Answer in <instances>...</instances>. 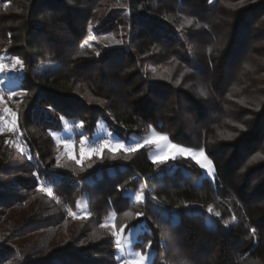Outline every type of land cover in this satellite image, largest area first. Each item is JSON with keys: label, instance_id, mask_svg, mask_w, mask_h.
<instances>
[{"label": "trees", "instance_id": "trees-1", "mask_svg": "<svg viewBox=\"0 0 264 264\" xmlns=\"http://www.w3.org/2000/svg\"><path fill=\"white\" fill-rule=\"evenodd\" d=\"M253 50L264 53V0H0V55L24 62L25 91V150L0 138V264H120L112 211L143 226L134 247L151 240L152 264H264V57L247 67ZM61 117L83 125L76 139L101 117L116 134L153 126L204 148L215 181L191 159L150 161L148 147L59 164ZM42 182L51 193L35 192ZM142 182L143 204L126 193Z\"/></svg>", "mask_w": 264, "mask_h": 264}, {"label": "rangeland", "instance_id": "rangeland-1", "mask_svg": "<svg viewBox=\"0 0 264 264\" xmlns=\"http://www.w3.org/2000/svg\"><path fill=\"white\" fill-rule=\"evenodd\" d=\"M263 57H264L263 52H261V51L258 52V50H253L252 53L249 54L248 59L246 60V63L248 65L247 67H249L251 64H253L255 66H259L258 64L260 63L261 60H263ZM12 62H13V56H9L6 54L0 55V63H4V64H7L10 66L12 64ZM19 69H20V67H19V65H17V67L14 70L8 69V70H5L4 72H0V80L5 81V83L0 84V97H2V99H0V117H3V120H0V138L6 137L7 140L12 144L13 147H15L16 149L24 151L25 147L23 146L24 144L21 140V135L19 132V125L17 123L18 108H19V105L21 102V97L25 94V91L23 90V86H22V78H21L20 74H18ZM9 91L16 93V95L9 96L8 95ZM5 108L9 109L10 112L16 113V125L12 129V131L8 130L9 124L6 122L11 121V116L4 111ZM63 126H64V128H63L62 132L55 135V138H56V155H57V159H58L59 164H64L66 161H69V160H75V161L80 160V163H82L86 159H89L92 156H94V155H92V156L81 157V154H80V149H81L80 141H81V139H84V141H85L84 147L86 149H90L91 147L98 146L99 143L107 140L109 142V147L105 148L104 150H110L113 152H117L120 150H126L127 148L132 147L136 144H141V145H143V147H141V148L148 147V158L152 162L154 161V158L157 155L161 154V151L155 144H144V141L146 138H151L154 133H158L159 135L168 136L169 140L172 143H177L171 139L169 134L164 133V132H160L157 129H155L153 126H151L150 129L145 133L132 132V133L116 134L114 131L110 130L107 127V125L105 124V122L103 120V117L100 118L98 125H97V129H96L92 138L85 136V135H82V136H78V139H76V137H75L76 133L82 132L81 127H80V123H74L73 121L63 119ZM65 142L70 143L72 145L71 153H72V156L75 157V159L70 157L69 149L65 147ZM116 143L123 144L124 148L116 149L115 148ZM178 144H180V146H182V147L191 148L192 151H195V152H198L201 149L200 147L185 145L182 143H178ZM141 148H138V149H141ZM103 151L101 153H103ZM205 156H207V158L212 161V159L207 155L206 152H205ZM179 158L193 160L190 156H185V157L177 156L176 159H179ZM176 159H174V160H176ZM169 161H173V159H169L163 163H168ZM155 163H159V162H155ZM212 167H213V171H214L215 175L211 178L207 175L206 169H201L200 167L199 168L201 170L202 176L208 177L212 182H214L215 176H216V171H215L213 161H212ZM40 189H45V191H41ZM35 192L36 193H39V192L51 193L50 188L44 182L41 183L40 187L37 188L35 190ZM126 193H128L135 201H137L135 199L136 195L142 193L145 197L144 201L142 202V204H143L146 202V199L148 197V188H147L146 184L144 182H142L140 184L139 191L127 190ZM137 202L141 203L139 201H137ZM81 204L84 205V207L87 205V196L86 195H84L82 197ZM194 207H197L196 209H200V206H198V205H195ZM69 210H71V209H69ZM59 211H61V208ZM71 212L75 213V215H69V212H68L67 217L71 216V218L74 221L76 220L77 216H79V215L82 216V212H75L72 210H71ZM55 213H56V211H55ZM212 213H213V210L211 213L208 212L207 222L209 223V225L214 226L215 225L214 220L218 216L217 215L213 216V215H211ZM18 218H20V217H18ZM20 221H21V219H18L17 223H19ZM113 227H115L116 230H119L121 227H125V226H120V224L117 222L116 214L112 211L110 213L109 217L107 218L106 222L104 223V228L106 230H108L110 233H112ZM143 231H144V228L141 225H137V226L131 227L129 229L125 228V231L121 235L124 251H122V252L119 250L117 251V257L120 260V264H124L125 260L138 259V257L135 255V253H137V252H140V253L147 256L145 264H152V260H153L152 247L147 248L145 252L138 250L134 247V243L136 242L138 235ZM4 232H5V230H4ZM58 233H59V235L61 234L60 239H63L65 236H67L66 235L67 230L64 228L59 230ZM4 235H6V232ZM40 236H41V233L33 234V235H30V236L25 237V238H20V239L11 241L10 243H13L16 246L18 245V247H19V245H21L22 243H24L26 241H30V239H32V238H37ZM45 242L47 245H49V243L51 242V239L47 240ZM183 247L185 248V246H183ZM176 258L178 260V263L180 264L181 263L180 260H182V255L181 254L178 255V256H176ZM20 259L21 258H16V260L13 261L12 264H18L19 263L18 260H20ZM245 264H258V263L255 261L249 260L248 262H245Z\"/></svg>", "mask_w": 264, "mask_h": 264}, {"label": "snow or ice", "instance_id": "snow-or-ice-1", "mask_svg": "<svg viewBox=\"0 0 264 264\" xmlns=\"http://www.w3.org/2000/svg\"><path fill=\"white\" fill-rule=\"evenodd\" d=\"M212 0H209V3H211ZM89 39H94V37L91 36V34L89 35ZM85 43L87 44L88 41H85ZM97 55H99V53L97 52ZM17 65L20 66V68H23L24 66V62L19 58V57H13V62L12 64L9 66L7 64L4 63H0V72H4L5 70L8 69H12L14 70ZM5 83L4 80H0V84ZM9 96L12 95H16V93L9 91L8 92ZM0 99H2V97H0ZM4 111L6 113H8L11 116V121L10 122H6L9 124V131H12V129L15 127L16 125V113L14 112H10L9 109L5 108ZM61 119H63V117H61ZM0 120H3V117H0ZM80 127L82 128L83 125L81 124ZM84 139H81L80 144H81V149H80V154L81 157L83 156H99L101 154V152L105 149L109 147V142L107 140L102 141L101 143H99L98 146L95 147H91L90 149H86L84 147ZM144 144H155L161 151L160 155H157L154 158V163L155 162H159V163H163L169 159H176L177 156L180 157H185V156H190L197 165H199V167L201 169H206L207 170V175L211 178L215 175L214 171H213V167H212V161L209 160L207 158V156H205V151L203 148H201L198 152L192 151L191 148H187V147H182L180 146V144L178 143H172L168 136L165 135H159L158 133H154L153 136L151 138H146L144 141ZM65 147L69 149V155L71 158L75 159L74 156H72L71 153V148L72 145L70 143L65 142ZM143 147V145L141 144H136L132 147H129L126 149V151L129 152H135L138 148ZM115 148L116 149H121L124 148V145L121 143H116L115 144ZM77 163H80V160H76ZM41 191H45V189H40ZM135 199L139 202H143L145 197L144 195L141 194H137ZM153 199H155V197H153ZM207 211L209 213L212 212V208L209 207L207 209ZM69 215H75V213H72L71 210H69ZM137 215H141V214H137ZM217 216H219V213H216ZM125 231V227H121L119 230H116L115 227H113V231L111 233L112 237L115 238V247L117 250L119 251H124L123 248V244H122V239H121V235L122 233ZM253 233H255V229L252 230ZM152 246V241L149 240L148 244L146 245V247L151 248ZM135 255L138 257V259H132V260H125L124 264H145V261L147 259V256L137 252L135 253Z\"/></svg>", "mask_w": 264, "mask_h": 264}]
</instances>
